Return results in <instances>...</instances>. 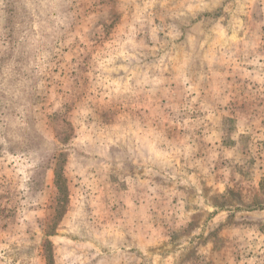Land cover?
I'll return each instance as SVG.
<instances>
[{
  "label": "rangeland",
  "instance_id": "rangeland-1",
  "mask_svg": "<svg viewBox=\"0 0 264 264\" xmlns=\"http://www.w3.org/2000/svg\"><path fill=\"white\" fill-rule=\"evenodd\" d=\"M0 264H264V0H0Z\"/></svg>",
  "mask_w": 264,
  "mask_h": 264
}]
</instances>
